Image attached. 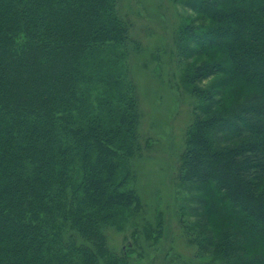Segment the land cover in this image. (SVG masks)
Masks as SVG:
<instances>
[{
    "label": "trees",
    "instance_id": "obj_1",
    "mask_svg": "<svg viewBox=\"0 0 264 264\" xmlns=\"http://www.w3.org/2000/svg\"><path fill=\"white\" fill-rule=\"evenodd\" d=\"M186 2L177 55L204 115L177 178L206 201L214 256L264 264V0ZM128 44L119 0H0V264H121L106 228L140 207Z\"/></svg>",
    "mask_w": 264,
    "mask_h": 264
},
{
    "label": "rangeland",
    "instance_id": "obj_2",
    "mask_svg": "<svg viewBox=\"0 0 264 264\" xmlns=\"http://www.w3.org/2000/svg\"><path fill=\"white\" fill-rule=\"evenodd\" d=\"M186 1L119 0L120 16L130 27L126 61L141 117V151L129 160L126 184L136 192L140 207L106 228L108 245L122 256L121 264H225L203 239L211 234L206 229V201L199 189L177 178L188 126L195 115H204L199 97L184 80L187 61L177 55L179 30L196 23ZM207 84L197 83L202 88ZM234 89L228 88L230 93ZM213 136L218 144L233 141ZM212 214L216 226L219 216ZM257 248L264 253V247Z\"/></svg>",
    "mask_w": 264,
    "mask_h": 264
}]
</instances>
